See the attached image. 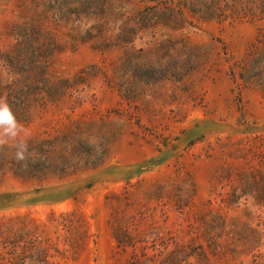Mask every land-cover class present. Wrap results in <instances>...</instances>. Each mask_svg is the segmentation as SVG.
<instances>
[{
    "label": "rangeland",
    "instance_id": "obj_1",
    "mask_svg": "<svg viewBox=\"0 0 264 264\" xmlns=\"http://www.w3.org/2000/svg\"><path fill=\"white\" fill-rule=\"evenodd\" d=\"M200 1L0 0V264H264V0Z\"/></svg>",
    "mask_w": 264,
    "mask_h": 264
},
{
    "label": "clouds",
    "instance_id": "obj_2",
    "mask_svg": "<svg viewBox=\"0 0 264 264\" xmlns=\"http://www.w3.org/2000/svg\"><path fill=\"white\" fill-rule=\"evenodd\" d=\"M31 131L16 116L6 97H0V151L12 150L13 159L24 166L36 159L30 147ZM96 154L101 152L95 140L83 139Z\"/></svg>",
    "mask_w": 264,
    "mask_h": 264
},
{
    "label": "trees",
    "instance_id": "obj_3",
    "mask_svg": "<svg viewBox=\"0 0 264 264\" xmlns=\"http://www.w3.org/2000/svg\"><path fill=\"white\" fill-rule=\"evenodd\" d=\"M220 0H205V1H200V2H197V4H200V8L202 9V10H199L200 11V14L198 15V16H200V17H203V18H205V19H213V18H215V17H218L217 15H218V12H216L215 10H211L210 8L213 6V7H215V6H217V5H219L220 3ZM215 9H218V8H215ZM237 8L235 7L234 8V11L236 10ZM236 12V11H235ZM180 16H182V14H180ZM254 50V47H253V49H251V52L249 53V56L247 57V58H249L252 54H253V51ZM35 51H37V50H35ZM250 62V61H249ZM248 63H246V61H245V63H244V67H243V70L245 69L246 70V65H247ZM249 67V66H248ZM250 71V70H249ZM244 73H246L245 71H244Z\"/></svg>",
    "mask_w": 264,
    "mask_h": 264
}]
</instances>
